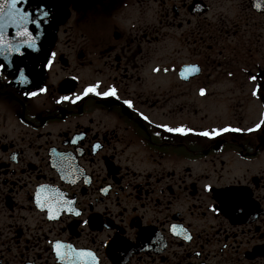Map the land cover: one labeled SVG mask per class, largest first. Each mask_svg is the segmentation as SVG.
I'll use <instances>...</instances> for the list:
<instances>
[{"label":"flooded vegetation","instance_id":"flooded-vegetation-1","mask_svg":"<svg viewBox=\"0 0 264 264\" xmlns=\"http://www.w3.org/2000/svg\"><path fill=\"white\" fill-rule=\"evenodd\" d=\"M64 4L46 91L0 63V264H61L57 240L98 264H264V126L247 131L264 120V0ZM97 82L119 98L82 95ZM225 127L240 131L198 135ZM41 185L81 214L50 219Z\"/></svg>","mask_w":264,"mask_h":264},{"label":"snow or ice","instance_id":"snow-or-ice-1","mask_svg":"<svg viewBox=\"0 0 264 264\" xmlns=\"http://www.w3.org/2000/svg\"><path fill=\"white\" fill-rule=\"evenodd\" d=\"M22 0H0V57L8 59L13 55H17L21 58L25 57V50L31 49L34 51H39L37 44L36 31L39 29L40 25L43 23L44 19L50 17L51 13L48 10H45L42 7H38L37 12L40 18H34L32 11H27L23 8L18 7ZM27 2V0H24ZM254 6L259 10L262 5L259 2H256ZM9 28L14 30V35L9 37L8 30ZM52 56H55V53H52ZM47 67H51V60L47 62ZM5 68L4 64H0V72ZM159 71V69H156ZM190 72H199V68L195 65L186 66L184 72L181 75L184 78H187V74ZM17 79L21 84L31 83L30 77L33 75V70L30 69L27 65L24 67L16 68ZM253 81L257 80L256 76H252ZM100 82H97L94 85L88 86L82 95L86 96L89 93H92L99 97H116L117 99V89L115 87H110L107 91H99ZM261 86L257 84L256 88L253 90V94L256 95L260 91ZM46 87H40L39 92L46 91ZM203 94V90H201ZM38 93L36 91L26 92L25 95L35 96ZM63 100H69L70 97L63 96L60 98ZM81 99V96H76L75 100ZM73 100V102H75ZM124 104L132 107V101L125 100ZM143 116V114H141ZM143 119L148 120L147 116H143ZM264 126V120H261L260 123L256 124L254 128L247 129V131H257ZM158 127L163 128L165 131L170 133H179L186 135L193 132L191 128H186L184 126L180 127H171L169 125H159ZM240 131L239 129H230L228 127L220 129H211L205 130L198 133V135L204 137H215L221 135L224 132L228 131ZM100 144H96L94 148H100ZM75 183V180H72ZM209 191H211V186H206ZM35 201L38 207L42 210H46L50 219H57L63 212L74 213L79 216L81 213L76 210L74 207H71V201H69L65 194L60 191L58 188H55L51 185H41L38 191L35 194ZM87 223V221H85ZM180 228L181 231L177 229ZM173 234L180 235L184 233V238L190 240L191 236L187 235L186 229H183L182 226L173 225L172 226ZM52 243V242H50ZM53 250L57 256V259L61 264H98V258L96 254L90 249L76 248L71 244L55 241L53 244Z\"/></svg>","mask_w":264,"mask_h":264},{"label":"water","instance_id":"water-1","mask_svg":"<svg viewBox=\"0 0 264 264\" xmlns=\"http://www.w3.org/2000/svg\"><path fill=\"white\" fill-rule=\"evenodd\" d=\"M49 4L50 11H54L55 15L57 11H62L64 3L60 0H32V2H29L27 4L21 2L23 9L27 11H32L34 13V18H40L37 12L38 7H42L45 10L49 11ZM47 19H44L43 23L40 25L39 29L35 33L37 36V44L39 47V51L26 49L25 57L21 58L17 55L13 57L15 67H24L25 65H27L30 69L33 70V75L30 77V79L32 81L37 80L38 85L43 82V77L45 73L42 68V65L48 60L49 50L52 46V42L56 34V26L51 28ZM54 20H59V18H54ZM2 59L5 58L1 57L0 63Z\"/></svg>","mask_w":264,"mask_h":264}]
</instances>
